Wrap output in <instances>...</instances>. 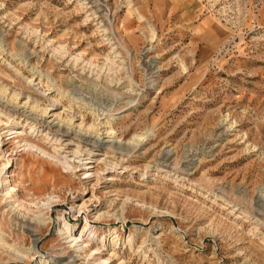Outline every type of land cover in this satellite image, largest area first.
<instances>
[{"label": "rangeland", "instance_id": "1", "mask_svg": "<svg viewBox=\"0 0 264 264\" xmlns=\"http://www.w3.org/2000/svg\"><path fill=\"white\" fill-rule=\"evenodd\" d=\"M0 119V264H264V0H0Z\"/></svg>", "mask_w": 264, "mask_h": 264}, {"label": "bare ground", "instance_id": "2", "mask_svg": "<svg viewBox=\"0 0 264 264\" xmlns=\"http://www.w3.org/2000/svg\"><path fill=\"white\" fill-rule=\"evenodd\" d=\"M149 51H150V49L147 50V52H149ZM110 120H108V121L110 122ZM2 123H3V121L0 119V124H2ZM6 126H8V125H6ZM110 132L112 133L111 135H113V131L112 130L108 131L107 133L110 134ZM14 134H20V131L19 132L16 131V132H14ZM143 135H145V134H143ZM143 135H136V136H134V138L132 140H130L126 145H133V144L134 145H139V144H141V141H139L138 139L141 140L142 137L144 138ZM108 138H110V137H108ZM143 138H142V140H144ZM100 141H101V139H97L95 141V144H98ZM91 146H95V145L94 144H91ZM25 147H28L30 150L36 149L37 151H40L44 155H47L50 158H52L54 160H57V162L65 165L67 167V169H72L74 171L76 169L78 170L79 167H82L83 169H89V167H88V164L89 163L88 162L87 163H83V160L81 159V155H80V152L79 151H75L74 150V151L71 152V155L69 154L70 156H64L62 159H57V157L52 156L50 153H48L42 147H39L35 143L26 141ZM170 155H171V150H167L166 156H170ZM79 162L81 164L80 165H77ZM4 169H0V182H1L2 186L5 187L4 191H6V195L7 196L11 195L10 198H15V188L14 187H10L8 185V178H4L3 176L1 177V174L3 173ZM84 174L90 175V172L89 171H86ZM17 202H18V200L16 202H14L13 204H16ZM53 203H54V198H51L46 203H43L42 206H44L45 208L51 210L53 208L52 207L53 206ZM18 204H19L18 207H21V208H25V206H26L25 203H21L20 202ZM62 223L64 224V226H63L64 227L63 228L64 229V232H66V234L68 235L67 238H70L72 240L71 242L74 243V244H79L80 243L81 244L80 246L84 245V242L82 240V237L81 236L78 237L74 233L75 230H76V225H73L72 223H69L65 218L62 219ZM24 228L29 232V234L31 233L32 236H35L36 235L35 234L36 231L34 230V225H32L30 222H24ZM61 231H63V230H61ZM84 232L86 233L85 230L83 231V233ZM90 232H92V234H94V236L96 235V229H93ZM117 232H118L117 229H113L112 235L117 234ZM4 239H5V236H3L0 233V250L1 249L4 250L3 253H8V254H10L12 256L14 255L18 259H20V260L29 259L31 256H37L38 254H40V252L38 251V244H39V240L38 239H35L34 240V242H33L34 243V246L33 247H30L29 249H25V250L23 249L22 251H18V250L13 249ZM36 258L38 259L39 256H37ZM42 260L45 262V264L48 263V262L45 261L44 258H41V261ZM49 263L51 264L52 261L51 262L49 261ZM56 263L57 264H59V263L62 264L60 261H59V263H58V261H53V264H56ZM105 263H106V260H102L101 263H99V264H105ZM67 264H71V263H67Z\"/></svg>", "mask_w": 264, "mask_h": 264}]
</instances>
